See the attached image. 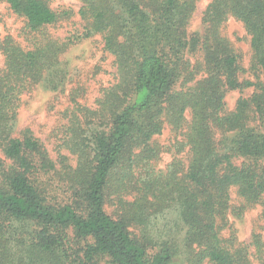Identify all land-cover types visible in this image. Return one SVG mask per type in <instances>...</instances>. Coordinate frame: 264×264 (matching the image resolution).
<instances>
[{
    "label": "trees",
    "instance_id": "1",
    "mask_svg": "<svg viewBox=\"0 0 264 264\" xmlns=\"http://www.w3.org/2000/svg\"><path fill=\"white\" fill-rule=\"evenodd\" d=\"M0 1L24 17L30 31L28 47L11 36L0 39L6 64L0 71L6 157L0 159V264H100L105 257L107 264H170L176 241L156 240L146 225L176 201L187 264H249L247 249L222 231L234 210L260 204L264 216V0H213L204 32L192 35L195 0H82L85 35L102 34L115 55L118 82L104 98L91 150L79 146L77 167L64 172L30 130L13 136L20 95L58 66L69 46L47 31L63 14L47 0ZM230 16L252 37L256 81L241 79L240 57L222 34ZM250 87L252 95L227 112L226 93ZM166 123L186 129L190 162L184 172L173 162L171 176L161 180L148 165L158 156L151 141ZM232 187L244 200L235 209ZM16 221L35 227H16ZM68 228L85 243L74 247ZM256 243L261 250L260 239Z\"/></svg>",
    "mask_w": 264,
    "mask_h": 264
},
{
    "label": "rangeland",
    "instance_id": "2",
    "mask_svg": "<svg viewBox=\"0 0 264 264\" xmlns=\"http://www.w3.org/2000/svg\"><path fill=\"white\" fill-rule=\"evenodd\" d=\"M47 1L54 10L63 14L61 20L48 27L47 31L60 42H68L69 46L60 56L59 65L46 71L41 82L29 90H24L20 95L13 136L21 137L24 131L30 130L47 149L57 170L64 172L63 168L67 170L68 165L73 168L77 167L79 146L84 147L88 152L91 150L93 135L99 128L96 119L101 110L103 111L104 98L118 82L117 66L115 55L105 49L102 34L93 33L89 37L85 35L87 22L80 13L83 6L82 0ZM212 1L195 0L196 8L188 25L189 34L204 32L206 28L203 21L204 15ZM65 12L68 13L64 14ZM29 32L25 18L14 13L7 3L0 1V39L11 36L24 47H28ZM222 34L231 42L240 57V64L245 69V72L241 74V79L258 80V75L251 69L252 37L243 22L230 16L222 25ZM196 57L199 58L200 54ZM192 61H195V58ZM5 65V55L0 50V71L4 70ZM253 92L254 87L228 91L225 96L226 111L234 110L240 98L250 97ZM186 117L189 122L190 112ZM185 132L186 129L174 131L166 123L163 132L153 137L151 142L157 148L158 156L150 160L148 169L155 177L161 180L170 177L175 161L181 163L183 172L188 169L190 153L184 136ZM217 138L221 139L222 136L217 135ZM82 139L86 142L79 145ZM0 159H6L1 148ZM237 190L236 187H232L230 192L233 209L244 203ZM64 192L59 193L60 199L66 196ZM114 208L111 204L106 205L109 214L113 215ZM262 211L260 204L249 206L240 214H236L234 210L229 213L228 226L222 231L224 238L230 241L236 238L237 245L247 249L249 264H264V216ZM14 224L16 227L29 230L35 227V223L30 221H16ZM146 226L156 240L163 241L171 238L176 241L175 250L178 254L173 257L170 264H187L189 250L184 241L186 226L181 217L180 204L177 201L157 214V217ZM133 231L136 236L142 235L138 227ZM66 234L74 247L85 243L84 240L79 241L75 237L72 228H68ZM258 239L263 245L261 250L258 249L256 243ZM107 263L108 257L100 261V264Z\"/></svg>",
    "mask_w": 264,
    "mask_h": 264
}]
</instances>
